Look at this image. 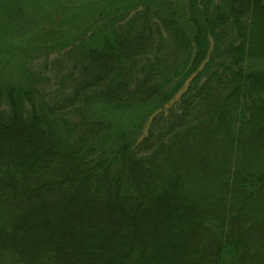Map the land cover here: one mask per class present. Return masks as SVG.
I'll return each mask as SVG.
<instances>
[{"label": "trees", "instance_id": "16d2710c", "mask_svg": "<svg viewBox=\"0 0 264 264\" xmlns=\"http://www.w3.org/2000/svg\"><path fill=\"white\" fill-rule=\"evenodd\" d=\"M31 3L0 0L26 61L0 78V264H264V0H106L7 45Z\"/></svg>", "mask_w": 264, "mask_h": 264}, {"label": "rangeland", "instance_id": "374dc122", "mask_svg": "<svg viewBox=\"0 0 264 264\" xmlns=\"http://www.w3.org/2000/svg\"><path fill=\"white\" fill-rule=\"evenodd\" d=\"M104 1L106 0H35V4L38 8L31 3L27 6L28 8L22 10V15H24L26 22L22 21L20 26H17L18 32L16 31L21 37L15 36V34H17L15 32L14 35H8L7 32L6 43L7 45L10 43L13 44L12 36H14L13 39L23 40L22 42H24V40L28 41L30 36L37 35L35 31L41 26L50 23L52 27L56 28L61 21H63L62 18H65V21H63L61 27H63L64 30H67L72 26L70 25L72 22L79 19L81 15L86 14L89 9L96 8ZM71 12H74V15H71ZM55 20H58L56 25L51 22ZM19 56V54H16L12 59H10V57L0 59V78L9 79L10 76L16 79L26 63V61L21 63V67L16 69L17 65L15 62L18 64L20 60L18 59ZM136 120L137 119L135 118L132 122H135Z\"/></svg>", "mask_w": 264, "mask_h": 264}]
</instances>
